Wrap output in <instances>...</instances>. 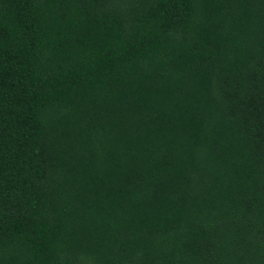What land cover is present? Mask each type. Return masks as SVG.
I'll list each match as a JSON object with an SVG mask.
<instances>
[{"label":"trees","instance_id":"obj_1","mask_svg":"<svg viewBox=\"0 0 264 264\" xmlns=\"http://www.w3.org/2000/svg\"><path fill=\"white\" fill-rule=\"evenodd\" d=\"M0 264H264V0H0Z\"/></svg>","mask_w":264,"mask_h":264}]
</instances>
